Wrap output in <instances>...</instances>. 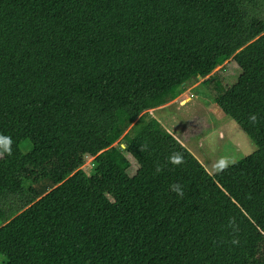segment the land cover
<instances>
[{
    "label": "trees",
    "instance_id": "1",
    "mask_svg": "<svg viewBox=\"0 0 264 264\" xmlns=\"http://www.w3.org/2000/svg\"><path fill=\"white\" fill-rule=\"evenodd\" d=\"M262 5L0 0L4 264H264ZM199 76L257 145L215 174L150 111Z\"/></svg>",
    "mask_w": 264,
    "mask_h": 264
},
{
    "label": "rangeland",
    "instance_id": "2",
    "mask_svg": "<svg viewBox=\"0 0 264 264\" xmlns=\"http://www.w3.org/2000/svg\"><path fill=\"white\" fill-rule=\"evenodd\" d=\"M260 14L264 16L263 5ZM239 71L236 65H230L227 68V73L234 74L229 84L235 82ZM199 79L195 84L186 85L181 95L162 105L164 108L150 111H153L152 113L163 125L188 147L210 173L215 174L219 172L215 165L220 158L232 161L229 164L231 165L255 152L257 145L238 122L225 114L217 105L211 90L203 83L204 78ZM118 142L119 140L114 144ZM28 143H24V151H27ZM129 158L133 166L128 170V174L133 175L138 168V163L131 155ZM92 160V158L87 159L84 165L88 173L93 170ZM72 191H76V194L81 193L80 188L72 189ZM73 199L74 195L68 191L64 193L60 202L66 204ZM9 209L10 207H5V210ZM43 210L48 214L45 206ZM5 262V257L0 255V264Z\"/></svg>",
    "mask_w": 264,
    "mask_h": 264
},
{
    "label": "clouds",
    "instance_id": "3",
    "mask_svg": "<svg viewBox=\"0 0 264 264\" xmlns=\"http://www.w3.org/2000/svg\"><path fill=\"white\" fill-rule=\"evenodd\" d=\"M252 119L255 120V117L253 116ZM10 144H11L10 138L0 136V148H3L4 151H10V148H9ZM170 161L173 164H180L182 163V157L180 156V154L176 153L170 157ZM230 163H232V161L226 158H220L217 164L215 165V168L217 171H220V170L225 169ZM174 190H176L177 192L180 191L178 187H176ZM235 242L236 241H234V243Z\"/></svg>",
    "mask_w": 264,
    "mask_h": 264
},
{
    "label": "crops",
    "instance_id": "4",
    "mask_svg": "<svg viewBox=\"0 0 264 264\" xmlns=\"http://www.w3.org/2000/svg\"><path fill=\"white\" fill-rule=\"evenodd\" d=\"M164 108L163 106L157 107V108H153L154 110H158V109H162ZM153 112V111H152Z\"/></svg>",
    "mask_w": 264,
    "mask_h": 264
},
{
    "label": "water",
    "instance_id": "5",
    "mask_svg": "<svg viewBox=\"0 0 264 264\" xmlns=\"http://www.w3.org/2000/svg\"><path fill=\"white\" fill-rule=\"evenodd\" d=\"M201 76H199V78H200Z\"/></svg>",
    "mask_w": 264,
    "mask_h": 264
}]
</instances>
